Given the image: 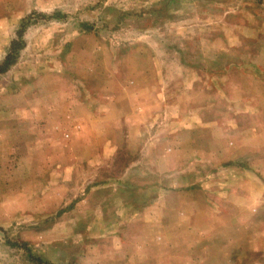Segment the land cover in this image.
<instances>
[{
    "label": "rangeland",
    "instance_id": "374dc122",
    "mask_svg": "<svg viewBox=\"0 0 264 264\" xmlns=\"http://www.w3.org/2000/svg\"><path fill=\"white\" fill-rule=\"evenodd\" d=\"M0 264H264V0H0Z\"/></svg>",
    "mask_w": 264,
    "mask_h": 264
},
{
    "label": "trees",
    "instance_id": "16d2710c",
    "mask_svg": "<svg viewBox=\"0 0 264 264\" xmlns=\"http://www.w3.org/2000/svg\"><path fill=\"white\" fill-rule=\"evenodd\" d=\"M25 22H26V21H25ZM24 25H25V23L23 22V26H24ZM13 44H14V43H13ZM15 45H16V44L12 45L10 51H14V50H15V48H16ZM12 61H13V59H12V55L9 53L8 56H7L6 59H5V65H6V66H9V64H10Z\"/></svg>",
    "mask_w": 264,
    "mask_h": 264
}]
</instances>
